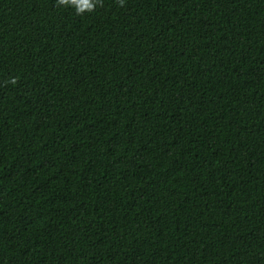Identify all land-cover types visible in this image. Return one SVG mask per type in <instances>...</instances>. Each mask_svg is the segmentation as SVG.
<instances>
[{
  "label": "trees",
  "instance_id": "trees-1",
  "mask_svg": "<svg viewBox=\"0 0 264 264\" xmlns=\"http://www.w3.org/2000/svg\"><path fill=\"white\" fill-rule=\"evenodd\" d=\"M0 264H264V0H0Z\"/></svg>",
  "mask_w": 264,
  "mask_h": 264
},
{
  "label": "clouds",
  "instance_id": "clouds-1",
  "mask_svg": "<svg viewBox=\"0 0 264 264\" xmlns=\"http://www.w3.org/2000/svg\"><path fill=\"white\" fill-rule=\"evenodd\" d=\"M58 6L72 7L77 14H83L85 11L92 12L97 6H102L103 0H57ZM120 6L124 5V0H119ZM11 83H16L13 79Z\"/></svg>",
  "mask_w": 264,
  "mask_h": 264
}]
</instances>
